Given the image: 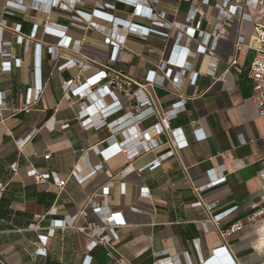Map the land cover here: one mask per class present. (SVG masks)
Here are the masks:
<instances>
[{
    "label": "crops",
    "instance_id": "0c3cea01",
    "mask_svg": "<svg viewBox=\"0 0 264 264\" xmlns=\"http://www.w3.org/2000/svg\"><path fill=\"white\" fill-rule=\"evenodd\" d=\"M23 1L26 8L0 0V23H5L0 45L11 53L0 54V94L10 108L0 124V264H116L118 257L152 264L164 255L177 264H199L223 244L236 264H264V216L254 215L264 204V115L252 99L250 76L255 52L244 47L229 67L238 36L250 41L253 22L224 19L219 30L227 36L217 40L214 58L192 52L178 66L173 60L182 48L194 49L213 33L220 22L217 6L136 0L143 14L114 13L120 21L113 24L97 14L112 16L107 3L126 2L88 0L76 11L52 5L53 0ZM198 8L206 15L193 19ZM83 14L101 29L87 25ZM155 15L163 22L156 31L130 30L132 24L151 27ZM200 20L203 36L189 42L187 27ZM57 29L79 41L80 49L59 46ZM117 33L126 38L118 55L108 40ZM69 59L81 64L69 67ZM5 60H11L10 70ZM209 65L214 76L207 73ZM107 67L133 81L130 91L149 90L159 114L148 105L139 107L138 99L115 85L85 83ZM170 67L174 73L183 70L180 81L165 74ZM154 71L163 82L148 81ZM40 81L39 98L28 106ZM104 89L116 91L120 100L118 112L108 117L114 127L85 128L80 111L90 106L88 115L96 120L114 99ZM145 132L152 135L145 143L150 149L143 145ZM134 146L140 152L129 157L125 149ZM171 150L159 166L142 169ZM33 168L67 179L65 187L53 179L37 181L29 175ZM210 170L216 177L227 175L226 181L208 185ZM105 186L108 194L101 192ZM199 200L203 204L194 205ZM113 213L119 214L107 220ZM237 221L243 228L223 241L220 230ZM101 227L118 235L111 241L112 255L102 243L92 248V229Z\"/></svg>",
    "mask_w": 264,
    "mask_h": 264
},
{
    "label": "built area",
    "instance_id": "2783aa9c",
    "mask_svg": "<svg viewBox=\"0 0 264 264\" xmlns=\"http://www.w3.org/2000/svg\"><path fill=\"white\" fill-rule=\"evenodd\" d=\"M122 2H131L133 3L134 0H119ZM147 2V4L155 2L157 0H145ZM187 1H191V2H196V3H201L204 4L206 6H210V5H215L219 8V23L215 25L214 27V31L212 34H209L205 40H204V36H203V31L200 30V25H201V20L199 21L197 26H188L186 29V38L188 39L189 42L197 39L198 37H202L201 42H199L194 49H189V47H185L182 48L181 52H180V56L173 60V64L181 66L184 63V57L186 54H191L193 52V54H198V53H203V54H208L211 55L212 58L213 57V52L215 49V44L217 42V40L220 37H226L227 34L221 32L219 29L221 27V23H223L224 19L225 20H234L235 18H239V19H247L253 22V35L250 39V41H246V37L242 34H240L235 42V53L233 58L230 60V64H234L237 62V55L238 53L244 48H248L250 50H253L255 52V56L251 62L250 65V76L254 81V89H253V93H252V99L255 102V105L257 107L258 113L260 115H264V0H187ZM81 2L84 4V0H76L75 3L70 2L69 0H53L52 1V5H57V6H61L64 7L66 9H76L77 3ZM136 2V1H135ZM8 6L10 7H23L26 8L29 4L27 2H24L23 0H8L7 2ZM111 3H107V7H111L110 6ZM34 5V4H33ZM35 6H38L35 5ZM143 7V6H142ZM250 9H252L251 12ZM79 9H76V11H78ZM142 10V9H141ZM140 10V11H141ZM149 10V9H147ZM142 12V11H141ZM150 13H152V9L149 10ZM199 14L201 15V19L206 15L205 11L201 10V9H196L193 13V19L196 17V15ZM101 15L104 19H109L111 21L116 20V17L112 16H108L106 14H99ZM100 17V16H99ZM113 18V19H111ZM120 21V20H118ZM163 22H161L160 20H158L156 18V15L153 19H151V27L150 26H144L141 24H138L139 26H134L133 24L130 26V30L133 29H137L138 32L142 35H146L149 34L151 31H156L155 26L157 25H163ZM124 24V23H121ZM5 25V23H0V33H2V29L3 26ZM99 26V25H98ZM100 27V26H99ZM136 27V28H135ZM147 28V30L145 28ZM16 30L20 31V26H16L15 27ZM145 30V31H144ZM53 32L57 35L60 36V40L58 41V45L62 46L64 48L67 49H75V50H79L80 49V42L77 40H74L72 36H69L67 34L64 33V30H53ZM146 32V33H145ZM1 35V34H0ZM125 37H120L119 33L116 34L115 39H108L109 42L113 45V52H116V55H118L119 53L122 52V45L125 42ZM20 41H23V38L20 37ZM6 43V41H5ZM122 44V45H120ZM0 54H2L4 57H9L11 56V53L8 52L6 49L3 48L2 45H0ZM187 58V57H186ZM185 58V59H186ZM215 60H213V64H215L214 62ZM69 67H73L77 64H81L79 63L76 59H69L66 63ZM4 68L5 70H10V68L12 67V63L11 60H5L3 62ZM89 65L86 64L84 68H88ZM228 67V68H229ZM227 68V69H228ZM174 68L170 67L168 68V70L166 71V75L168 77H173V80H177L180 81L181 79V74H182V69H179L178 71H176L175 73L173 72ZM207 73L211 74V76H214L215 74V70L214 68H211V66L209 65V67L207 68ZM199 76V71L193 72L192 74V79L191 82L196 83L197 79ZM160 78V79H159ZM164 77L161 76H157L156 72L154 71L153 74L148 75V81L150 83H154L155 81H161L163 82ZM88 82L90 83L91 86H93L94 84H101L104 83L105 88H108V86H112L115 85L117 87L118 90H122L123 92H125V94L128 97H134L136 99H138V106L140 107L141 105H148L149 109L151 107H153V113L155 114H159L158 108L155 105V100L154 97L151 95L150 91L148 90H144L143 88H141V86L138 88L137 91H130V89H128V87H130L133 83L132 80H130L129 78H127L125 76V74L120 71V70H116L114 68L111 67H107L106 69H101L98 72H96L91 78L87 79V81L85 83L88 84ZM64 84L66 86H69L70 81H65ZM127 86V87H126ZM42 83L41 81L36 85L35 87V91L33 94V90L30 91V95H29V100L27 101V105H32L34 102H36L39 98V95L41 93L42 90ZM101 89V88H100ZM105 91V89L103 90ZM108 95H110L111 97H113V101L110 105H106L104 108L101 109V113L99 114L100 116L98 117V119L93 120L90 118V116L88 115V111L87 109L90 107H84L81 111H80V119H81V123L85 128H100L104 125L107 126H113L114 121L110 122L108 121V117L111 114L117 113L119 108L121 107L120 104V100L118 99V94L116 93V91L114 90H108L106 89V91ZM33 94V95H32ZM80 96L83 95V92L79 93ZM34 96V98H33ZM89 95L88 93H85V98H87ZM183 103V104H182ZM178 106H183L184 105V101H179L176 103ZM7 109H10L9 106L7 105L6 99H5V94L1 93L0 94V124L2 122H4L5 120V111ZM90 109V108H89ZM151 110H149L150 112ZM69 124L66 123L64 125H62V127H67ZM114 127V126H113ZM166 128H168V122L166 121L165 124L163 126H161V130L164 131L166 130ZM152 140V135L150 132H145L144 133V139H143V145L145 146V149H150L152 147V145L150 144H146V141ZM154 143V140H153ZM119 149V148H118ZM125 148H123L124 150ZM1 143H0V153H1ZM127 151V154L129 157H134L137 154H139L140 152V148L139 146H134L132 148H127L125 149ZM173 151H168L167 153L163 154L162 157L157 158L155 160H153L152 162L146 164L143 168L145 167H150V168H154L159 166L162 163V159L166 158L169 155H172ZM45 158H49L50 157V153L46 154L44 156ZM210 176L213 178L210 180L209 184L210 186H215L217 184H220L222 182H225L227 179V175H222L219 177L214 176V174L212 173V170L209 171ZM29 175L33 176L37 181H48L50 179H53L54 184L59 187L60 189H63L66 185L67 179L64 178H60L57 176V174L55 172H40L38 169H31ZM80 178L81 176L79 174H77ZM3 184L0 182V188H3ZM103 194H108L109 192V187L105 186L102 191ZM203 202L201 200L196 201L194 203V205L198 206V205H202ZM237 207V206H236ZM234 207V208H236ZM233 208V209H234ZM97 209V208H96ZM119 213H113L110 216H107V220L112 219V215H117ZM255 216H264V204H260L257 208V210L255 211ZM215 221H218L215 218ZM62 222V221H60ZM119 222H121V219L119 218ZM119 222H116V225H120ZM124 222V221H123ZM244 224L242 221H237L235 223H233L231 226L220 230V234L221 237L223 239V241H226L227 237H229L230 235H232L233 233L240 231L243 228ZM107 227H101V228H94L92 229V236L96 237V239L94 240V244L92 245V248L94 246H96L98 243H102L105 246L109 247V254L112 255L113 254V247L111 249V241L115 238H118L117 233H107L106 232ZM91 260L89 261L88 264H90ZM116 264H133L131 262L126 261L123 257H118L116 258ZM152 264H177V262L170 256H160L157 257ZM186 264H192V263H186ZM199 264H236L229 248L227 245L223 244L220 247H217L213 250V253L211 256L207 257V258H202Z\"/></svg>",
    "mask_w": 264,
    "mask_h": 264
},
{
    "label": "rangeland",
    "instance_id": "374dc122",
    "mask_svg": "<svg viewBox=\"0 0 264 264\" xmlns=\"http://www.w3.org/2000/svg\"><path fill=\"white\" fill-rule=\"evenodd\" d=\"M70 2H72L73 1V3H75V1L76 0H69ZM85 2H84V4L83 3H81V2H78L77 3V5H85V4H87V2H88V0H84ZM136 0H134V2L133 3H131V2H126V3H124V4H116V2H114V3H111L110 4V14H112V15H114V13H118V12H124V13H126V15L128 16V17H135V16H140L141 14H143L140 10H139V8H141V6H142V4L141 3H139V2H135ZM112 2H113V0H112ZM82 14V13H81ZM97 16L99 17V16H101V15H99V14H97ZM114 17V16H113ZM111 19H113V18H111ZM83 20L85 21V22H87V25H90V26H92V27H94V28H100L101 29V27H99L98 25H97V21H95V20H91L90 19V17H88L87 15H85V14H83ZM151 20V19H150ZM115 22H118V19L116 18V20H114L113 19V21H112V23L114 24ZM120 23H122V21L120 22ZM111 39H115V36H113V34H112V37H111Z\"/></svg>",
    "mask_w": 264,
    "mask_h": 264
},
{
    "label": "clouds",
    "instance_id": "9594fccd",
    "mask_svg": "<svg viewBox=\"0 0 264 264\" xmlns=\"http://www.w3.org/2000/svg\"><path fill=\"white\" fill-rule=\"evenodd\" d=\"M191 55H192V53H191Z\"/></svg>",
    "mask_w": 264,
    "mask_h": 264
}]
</instances>
